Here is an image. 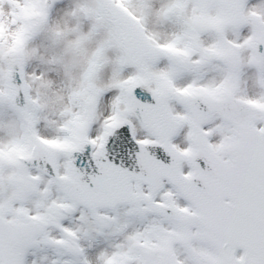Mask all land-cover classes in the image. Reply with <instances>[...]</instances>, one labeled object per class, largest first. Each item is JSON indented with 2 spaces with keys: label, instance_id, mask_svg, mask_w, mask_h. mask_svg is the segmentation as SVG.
<instances>
[{
  "label": "snow or ice",
  "instance_id": "1",
  "mask_svg": "<svg viewBox=\"0 0 264 264\" xmlns=\"http://www.w3.org/2000/svg\"><path fill=\"white\" fill-rule=\"evenodd\" d=\"M0 264H264V0H0Z\"/></svg>",
  "mask_w": 264,
  "mask_h": 264
}]
</instances>
